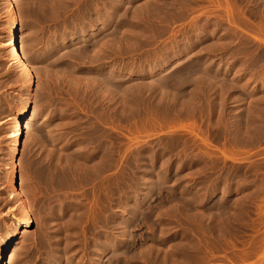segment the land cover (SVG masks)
<instances>
[{"label":"rangeland","instance_id":"obj_1","mask_svg":"<svg viewBox=\"0 0 264 264\" xmlns=\"http://www.w3.org/2000/svg\"><path fill=\"white\" fill-rule=\"evenodd\" d=\"M129 1L131 3L128 2L126 5H123L124 7L120 6L121 8L118 7L119 9H116L117 13L115 12L114 14V19L111 21L112 24H110L109 29L105 31L102 30L101 26V22L105 19V17H107L105 12L103 13L104 15L102 14L98 16L95 22L92 23L91 21L93 18L95 19L96 15L94 12L95 8L93 9V7H95L96 2L99 4L102 2V0H11V2L15 3L16 10L20 12H17L20 16L19 19L21 20V22L19 20V29L22 26V34L28 35L26 37L27 51L25 50V61H27L30 66H32L31 72L33 74L34 81L31 89H28L24 74L21 71L20 66H18L19 63H17V60L14 59V47L8 45L3 49L1 48L5 44L11 43L12 39L11 35L8 33L10 26H8L7 23V7L6 4L2 3L3 0H0V175L3 177H7L6 174L9 175V171L5 166L9 162L12 150L16 149V151H18L17 164L18 167L19 165L20 167L17 168L19 173L17 174V178H15V182L18 184V192H20V194L22 193V199L26 200L28 209L30 211L29 215L33 221L32 226L27 230L22 226L14 225V220L10 217V212L13 211V214L16 215L18 219L23 218V216L20 213L21 209L18 206V203L15 202V199L12 200V203L8 206L4 205L8 199L10 200L8 192L9 186L6 184V178L4 179L0 176V179H4L6 182L4 183L3 180H0V215L2 216L0 217V238L6 240L11 234H14L16 235V240L14 241L16 245L19 244L18 246L20 247L23 242L25 243V245L21 247V250H19L17 253V256H15L12 260V264L96 263L95 261H91L86 254V249L91 243L90 240H92V236L87 235L90 232L87 233V231L83 230L89 224V221L87 220L90 218L89 216L86 217V214H84V217L83 213L85 212H83L82 209V211L79 213H83L81 214L80 220L78 222L82 220L85 221L86 218L85 223L88 224L84 225V222H81V224L77 222V226L76 224L71 223L72 219L67 215H71L72 212L75 211L74 206L71 204L65 209H62L63 211L61 210L57 215H54L55 218L51 220L52 222L50 221L51 223L44 221L45 214L41 212L43 209L40 205V200L37 199V196H40L39 199L42 198L45 191L44 187L41 191V187L44 185V182L42 183V180L36 176L35 169L41 168V165L48 160L50 153L55 150L53 147H51V144L49 145V141L55 138V140L58 142L60 141L61 143L59 142L57 144L56 148L59 150H57V153L54 151V156H57L58 159L62 157L61 161H63V165H68L64 158H68V160L73 161L71 163L75 164L77 163L74 161V159L78 158L79 160L81 159L80 162L83 164L85 163V154H87V157H92V154H95V150H99L100 152L96 151V157L92 158L96 159H94V162L97 161V164L100 162V164L103 166L104 159L100 157H105V155H103L105 153L101 154L102 150L105 152L104 140L107 138H110V141L113 140V142L110 144L114 145L111 147L114 152L116 151V153L113 152V155L116 156L114 159H116L114 160L115 164L113 163L114 165L111 170L112 173L110 172V174H112V180H114L113 182L115 184H113L114 188L112 185V194L114 193L113 199L112 194L110 197L111 200L114 201H111L113 204L112 208L114 207L112 209V213L115 215L114 217H117L119 214H121V209H126L127 212H131L132 209L136 207V205L139 207L138 211H140V215L138 214L137 220L132 224L129 230L130 233L128 232L129 239L126 238V240L128 239L127 241L124 240L125 238H119L121 237L119 236L121 235L120 227L116 226V228H114L113 232L115 233H113V238L115 237L114 240L116 247L112 250V258L115 256L116 257L113 260V264H264V130H262L264 128V121H262L264 120V111H261V107L262 109L264 107V42H259L255 39L258 37L264 40V9H262L264 8V0ZM229 2L233 6H231ZM140 5L144 6L145 8L141 7ZM236 7L238 8L235 9ZM139 8L142 9L143 13ZM228 8L233 11L230 12V9L228 10ZM135 9H137V11ZM125 10L129 11L127 12ZM133 10H135L134 13H132ZM240 12L243 15L242 17L239 16L241 14H238ZM236 13L238 14L236 17L239 16V19L235 17ZM91 14L94 15L92 16ZM129 14L133 16L134 19ZM120 15L123 18H121ZM230 15H232V19ZM136 17L137 19H135ZM98 21H100V23ZM124 23L125 25L127 23L128 24L125 26ZM249 26L251 28H249ZM83 28L88 29L85 35L80 34V32L83 31ZM18 36H21V33L18 34ZM63 39L66 40V42L63 44V47L59 49L57 53L49 55L52 46ZM188 46L189 48H187ZM259 53H261V55H258ZM257 56H262L260 57V61ZM165 61L168 63L164 64L163 66ZM152 62H154V64ZM204 65H206L208 68ZM226 65L228 68H226ZM133 66L137 69H134ZM149 66L151 69H149ZM131 68L134 70H131ZM195 69L197 72H194ZM198 69H200L199 72ZM206 69H209L206 71V73L207 75H211V77L209 75L205 77ZM216 69L217 71H215ZM226 69L228 70L225 71ZM109 70L113 71V74L111 73L113 76L109 75ZM151 70H154V73H152ZM125 71H127L129 74L127 72L126 74ZM198 73L204 74H202V76L200 75L201 79H199L200 77H196L198 76ZM166 75L168 79L166 78ZM203 76L208 82L214 81L215 86L213 87L214 82H209V84L205 81V78L202 80ZM160 77H162V82L160 81ZM116 78H120V81L118 82V79ZM126 78L128 79L126 80ZM130 78L131 80H129ZM180 78L183 83L179 81ZM110 79H113L111 83L114 82V84L117 85L115 86L116 88L114 85L109 83ZM165 79L169 80V82H167ZM190 79L192 82H190ZM215 79H218L220 82H222L220 83L219 81H215ZM223 79L225 81L227 79L225 83L226 85L223 83L225 82ZM154 80L156 81L154 82ZM175 80L176 83L174 82ZM171 81L173 82V85L175 84L177 87L175 86L171 88L170 86H173ZM228 81H231L232 84L230 83L229 85L231 87L227 85L229 84ZM141 82L144 83V86ZM150 82L155 88L158 86V84L161 86L164 84L163 87L160 88L163 91L161 90L159 93L161 94L162 92H165L166 94H164L166 96L168 94V100H171L168 101L164 94L163 95L165 97L162 95L159 96L156 92H158L160 89H158V91L156 90L160 85L155 89L150 85ZM204 82H206V85ZM138 83L140 85H138ZM147 83L149 84L147 85ZM104 84H106V86L108 85V88L111 85L110 88H112V90L114 89L112 94L108 93L113 97V100L111 99L112 97L110 98L107 96V92H111V90L110 88L109 90H105L107 87H104ZM194 84H196V86L198 85V87H196ZM122 86L124 89L127 87V90H123ZM209 86H212V90L211 88L209 89ZM115 89L120 91L121 94L122 91L127 92H124L118 97L115 96L116 94H114L116 92L117 94L119 93L118 91L115 92ZM147 89L149 90L147 91ZM213 89H215V91H213ZM172 90H174V92ZM169 92L171 94L174 93V98L172 95L174 100L169 98L171 96ZM94 94L95 96L93 97ZM190 95L191 97L192 95L195 97H192L191 101L188 99L191 98ZM238 96H243V99L239 98L240 100H238ZM161 97H164L163 101L165 103H163V101L159 103ZM91 98H94V100H91ZM117 98L119 99L116 100ZM125 98L128 100L126 101ZM158 98H160V100ZM178 98L180 100H177ZM97 99H105L106 101L102 102L103 104L100 106L101 102H96ZM27 100L31 102V113L28 117L29 119L27 118V120H32L33 124H31L29 132H27V130H22V133L18 136V138L15 136L11 137L17 129L16 127L19 122L18 118L23 104L25 103L24 101ZM175 100L177 101L175 102ZM179 101L184 103H179ZM114 102H116L117 105ZM181 104L184 106L183 108L181 107ZM115 105L118 108L121 107L119 108L120 111L116 110ZM137 105H139V107ZM188 105L192 110L194 109L192 108L194 106L195 108H201H199V110L197 108L194 109L196 110L195 114L191 109H189L190 107ZM211 105H213L216 110L212 108ZM134 106L136 111L134 110ZM136 106L138 108H136ZM124 107L125 109L127 108L126 111ZM132 107L133 109H131ZM208 107H211V109H208ZM253 107L256 108L255 110H257V112L259 110V115H261V112L263 113V118L262 116H259L261 120H259V117L258 119L255 118L258 116V113L255 112ZM104 108L106 110H103ZM249 108L251 109L249 110ZM252 109L254 112L251 111ZM155 110L156 112H154ZM208 110L210 112H208ZM102 111L104 115L102 114ZM110 111L113 113H110ZM123 111L126 113L125 115L123 114ZM129 111L131 112V115L129 114ZM138 111L139 114L137 113ZM231 111H233V113H231ZM246 113L247 116H245ZM106 114H109L108 117L113 119L108 118ZM120 114L124 116L121 115V117ZM127 114L131 117H129ZM192 114H195V116H192ZM102 115L105 116V118H103ZM111 115L115 117H111ZM145 115L148 116V119L145 118ZM150 115L155 116V119ZM218 115H220L221 120ZM232 115L234 117L236 115L237 117H231ZM100 117L103 120H101ZM161 117L163 119H161ZM164 117H166V120ZM206 118L212 121L210 122L208 119L206 120ZM216 118L217 120H215ZM230 118L232 120H229ZM175 119L178 121H175ZM235 121H240V123L237 122V124ZM95 122H97V125H95ZM108 122L110 127L109 125H106ZM222 122L223 124H221ZM241 122H243V126L241 125ZM104 123L105 125H103ZM112 123L115 126H113ZM154 124H158L156 127L159 125L160 126L155 128ZM190 124L192 125L190 126ZM261 124L263 125L261 126ZM94 125L95 128L97 127V130L94 129ZM215 125L217 127L221 125L220 127L222 129H217ZM229 125L231 127H229ZM244 125L247 127L245 128ZM255 125L256 128L258 127L260 132L258 131L257 133L256 130L258 129H255ZM223 126L228 127V129H224ZM180 127L181 129H179ZM215 127L218 131L216 129L215 130L221 133V137L219 136L220 134H216V131L214 130ZM177 128L179 132L176 130ZM242 128H245V131H243ZM248 128L250 130L252 129L251 133ZM95 130H99L98 136V132ZM38 131L43 135L38 134ZM235 131L237 133L241 131L238 133L239 136L235 134ZM242 131L244 135H241ZM95 132L96 134L94 135ZM230 132L232 133L233 139L237 137L238 140L236 138L234 139L236 140L234 142L232 136H228V134H231ZM261 132L262 135L260 134ZM100 133L102 135H100ZM105 133L108 134L106 135ZM222 133L224 134V137L226 136L225 134L228 133L225 137L226 139L222 137ZM248 134L250 136L252 135L256 139L250 137ZM179 135L180 137H178ZM49 136H52L51 139H48ZM101 136L103 138H100ZM240 137H244V141ZM248 137H250L252 140L254 139L253 142ZM185 138L188 142H185ZM247 138L250 141L247 142ZM36 139L39 140L38 143H40H36L38 144V147L33 143V141ZM46 139H48V141ZM71 139L74 140V142ZM82 140L85 141L82 142ZM88 140L93 142H90L91 146L87 147L89 144ZM94 140H98L97 143H101L97 144L94 142ZM204 140H206V142ZM224 140H226V145H224V142H222ZM245 141L247 143L246 145L244 143ZM86 142H88V144ZM176 142H178V144ZM93 143L97 144H95V148L97 149H94ZM180 143H183L184 145H181ZM228 143L231 145V147L228 145ZM238 143L239 145L242 144L241 146L244 147H239V145L236 147V144ZM248 143H250L251 146H248ZM79 144L80 146L82 144V146L78 147ZM101 144L103 146H100ZM161 145L163 146L161 147ZM227 147L229 148V151ZM80 148H85L86 151L82 153L83 150L81 151ZM149 148L150 150H148ZM202 148L206 150L204 151ZM59 151L60 153L64 152V155L60 154ZM71 151L72 153H70ZM77 151L79 153L81 151L80 154H82V156L80 154L78 155ZM178 151L182 152L179 153ZM200 151L203 152L201 153ZM73 152H75L78 157L77 155L73 154ZM198 152L199 154H197ZM208 152L211 153L212 157ZM153 153L154 156L156 154V157L153 156ZM203 153H207V155L209 154L208 156L211 158H208V156L205 157L206 155ZM65 154L68 155L66 156ZM69 157H71V159ZM72 157H74V159ZM82 158H84V160H82ZM151 161H154V163ZM38 162L41 163L40 166ZM179 163L181 164L179 168H177V164L179 165ZM78 164L79 166L82 165L81 163ZM148 164L150 166H148ZM83 165H86L85 168H89V166L91 168V165L87 166L86 163ZM83 165L82 167H84ZM32 167L35 168L32 169ZM21 180L22 185H20ZM36 180L37 182L35 183ZM38 181H40L41 184ZM1 183L4 185H1ZM37 184H39V186H37ZM31 185H36V189H38L37 192L39 193L40 191L39 194L42 192L41 196L35 191L36 189L33 190L32 195L34 194L36 196L37 193L36 197L33 195V197H35L38 201H36V203L34 200H32L35 198H32L30 195L27 196V192H29V187ZM88 186L91 188L92 185ZM99 186L101 187L103 185ZM160 186L161 188H159ZM146 187H151V190L149 188L147 189ZM39 188L41 189L39 190ZM90 188H87L86 185L84 188H81L83 191L80 190V192L82 191V194L84 193L83 200L85 201L87 200L85 198H87L88 192H90L88 190ZM61 190H59V192ZM65 190H68V192L62 190V193L60 192V194L66 195V193H71L69 188H66ZM147 191H149V193ZM146 194H149L151 198L146 199L148 196ZM84 196L86 197L84 198ZM222 199L224 202H222ZM85 203H87V201ZM124 203L126 205H124ZM71 206L74 208V210ZM131 206L133 208H131ZM225 206L227 207V210H225ZM149 207H151V213L152 211L155 212L154 215H152L153 213H150L151 215L148 213ZM221 208H223V210ZM66 210L70 211L66 213ZM144 213L147 215L149 214L148 216L150 217L144 215ZM160 214L161 216H159ZM141 215L144 216V219ZM156 215L159 216L158 219L160 222L155 220ZM66 219H68L69 222ZM150 220H154L153 223L155 224L158 222L157 225H153ZM63 222L66 224L68 223L67 226L66 224L63 225ZM54 223L60 224L57 226V224ZM79 225H81V227ZM7 227L10 229L8 230ZM78 227L79 229H77ZM80 228H83L82 230L84 233H81L82 231L80 232ZM132 228L135 230H132L133 233L131 231ZM118 231L119 233H117ZM53 235L56 237L61 236L63 238L60 237L61 240L58 238L57 241V238L55 236L53 237ZM205 235L207 237H205ZM51 236L54 239H52ZM56 242H59V244H57L58 246L56 245ZM2 245L3 243L0 241V248ZM151 252L153 254H150ZM10 256L11 253L9 254L8 258L6 257L7 263ZM102 256L103 254L100 255L99 261L102 264H106V257ZM99 261L98 264H101Z\"/></svg>","mask_w":264,"mask_h":264},{"label":"bare ground","instance_id":"obj_2","mask_svg":"<svg viewBox=\"0 0 264 264\" xmlns=\"http://www.w3.org/2000/svg\"><path fill=\"white\" fill-rule=\"evenodd\" d=\"M13 1V0H12ZM228 1V0H227ZM226 1V2H227ZM234 1H236V0H234ZM93 2V1H92ZM98 2V1H97ZM96 2V4H95V7H93V9H94V12H95V19L93 18V20H91L92 21V23L93 22H95V20H96V18H98V16H100V15H102L104 12H105V14H106V16L107 17H105V19L101 22V26H102V30H105V31H107L108 29H109V26H110V24H112L111 23V21L114 19V14H115V12L117 13V11H116V9L118 8V7H122L123 5H126L128 2H130L129 0H102V2H100L99 4ZM233 2V1H232ZM262 2V1H261ZM2 3H4V4H6V7H7V13H8V19H7V23H8V26H10V30L8 31V33L11 35V43H9V44H5L4 46H2L1 48L3 49V48H5V47H7L8 45H11V46H13L14 48H13V54H14V59L15 60H17V63H19V65L18 66H20V68H21V71L23 72V74H24V78H25V81H26V85H27V88L28 89H31V86L33 85V83H34V81H33V74H32V72H31V70H32V66H30L28 63H27V61H25V52L27 51L26 50V37L28 36L27 34L26 35H24V34H22L23 33V31H22V26H21V28L19 29V15H18V13L17 12H19V11H17L16 10V7H15V3L14 2H11V0H3V2ZM67 3V2H66ZM94 3V2H93ZM92 3V4H93ZM131 3V2H130ZM237 3H238V1H237ZM264 3V2H263ZM143 4V3H142ZM149 4V3H148ZM229 4H230V2H229ZM235 4V3H234ZM16 5H18V4H16ZM225 5V4H224ZM231 5V4H230ZM264 5V4H263ZM128 6V5H127ZM138 6V5H137ZM141 6V5H140ZM148 6V5H147ZM220 6V5H219ZM231 6H233V5H231ZM231 6H229V7H231ZM237 6V5H236ZM120 7V8H121ZM124 7V6H123ZM141 7H144V6H141ZM221 7V6H220ZM91 8H92V5H91ZM129 8V7H128ZM145 8V7H144ZM143 8V9H144ZM147 8V7H146ZM234 8V7H233ZM232 8V9H233ZM238 7H236L235 9H237ZM119 9V8H118ZM139 9H141V8H139ZM226 9V8H225ZM230 8H228V10H229ZM262 9H264V8H262ZM92 10V9H91ZM122 10V9H121ZM136 11H137V9H135ZM135 10H133V12L132 13H134L135 12ZM227 10V9H226ZM125 11H129V10H125ZM230 12L231 11H233V10H229ZM93 12V13H94ZM126 12V13H127ZM141 12H142V9H141ZM230 12H229V14H230ZM237 12V11H236ZM238 12H239V9H238ZM242 12V11H241ZM241 12L240 13H238V14H241ZM20 13V12H19ZM129 13H131V12H129ZM131 13V14H132ZM137 13V12H136ZM138 13H140V12H138ZM143 13V12H142ZM128 14V13H127ZM237 13H236V15H235V17L238 15ZM244 14V13H243ZM92 15V14H91ZM94 15V14H93ZM92 15V16H93ZM104 15V14H103ZM118 15V14H117ZM116 15V16H117ZM130 15V14H129ZM136 15V14H135ZM140 15V14H139ZM123 16H124V14H123ZM131 16V15H130ZM231 16V19H232V15H230ZM239 16H243L242 14L241 15H239ZM239 16L238 17H236L237 19H239ZM91 17V16H90ZM90 17H89V19H90ZM120 17L121 18H123L121 15H120ZM131 17H133V16H131ZM138 17H140V16H138ZM234 17V18H235ZM240 17V19L242 20V18ZM103 18H104V16H103ZM116 18V17H115ZM235 18V19H236ZM117 19V18H116ZM115 19V20H116ZM125 19V18H124ZM130 19H132V18H130ZM133 19H134V17H133ZM135 19H137V17L135 18ZM139 19V18H138ZM230 19V18H229ZM236 19V20H237ZM99 20V19H98ZM101 20V19H100ZM118 20V19H117ZM90 21V20H89ZM90 21V22H91ZM136 21V20H135ZM20 22H21V20H20ZM99 23H100V21H98ZM231 22V21H230ZM237 22V21H236ZM264 22V21H263ZM118 23V22H117ZM244 23V22H243ZM23 24V23H22ZM114 24V23H113ZM121 24V23H120ZM128 24V23H127ZM126 24V25H127ZM234 24V23H233ZM95 25H96V23H95ZM124 25H125V23H124ZM125 25V26H126ZM239 25V24H238ZM247 25V24H246ZM115 26V25H114ZM248 26V25H247ZM85 28V27H84ZM83 28V31L82 32H80V34L81 35H85L86 34V32H87V30L88 29H84ZM116 28V27H115ZM249 28H251L250 26H249ZM35 31V30H34ZM113 31H115V30H113ZM260 32H261V30H260ZM21 33V36H18V34H20ZM114 35V34H113ZM257 36V35H256ZM65 39V38H64ZM60 40L59 42H57V43H55L53 46H52V48L50 49V52H49V55H53V54H55V53H57L58 51H59V49H61L62 47H63V44L66 42V40ZM71 39V38H70ZM115 39V38H114ZM114 39H112V40H114ZM120 39V38H119ZM122 39V38H121ZM257 41H262V42H264V40H262L261 38H258V37H256L255 38ZM115 41V40H114ZM117 41V40H116ZM107 42V41H106ZM103 44V43H102ZM118 44V43H117ZM190 44V43H189ZM104 45H105V43H104ZM103 46V45H102ZM106 46V45H105ZM10 47V46H9ZM186 47V46H185ZM187 48H189V46L187 47ZM12 50V49H11ZM26 50V51H25ZM264 51V50H263ZM10 52V51H9ZM86 53V52H85ZM10 54V53H9ZM120 55V54H119ZM178 55V54H177ZM258 55H261V53H259ZM258 57V56H257ZM260 57H262V56H259L258 58H259V61L261 60L260 59ZM168 58V57H167ZM13 59V58H12ZM264 59V58H263ZM29 61V60H28ZM168 61V60H167ZM257 61H258V59H257ZM162 62V61H161ZM153 64H154V62H152ZM158 63V62H157ZM166 63H168V62H164L163 63V66H164V64H166ZM204 64H205V62H204ZM230 65V64H229ZM120 66V65H119ZM152 66V65H151ZM154 66V65H153ZM204 66H206V65H204ZM219 66H220V64H219ZM218 66V67H219ZM227 66V65H226ZM115 67V66H114ZM132 67V66H131ZM134 67V66H133ZM141 67H142V65H141ZM162 67V66H161ZM194 67V66H193ZM200 67H202V66H200ZM207 67V66H206ZM205 67V68H206ZM208 67H209V64H208ZM207 67V68H208ZM221 67V66H220ZM219 67V68H220ZM116 68V67H115ZM204 68V69H205ZM212 68V67H211ZM219 68H217L218 70H220ZM226 68H228V66L226 67ZM114 69V68H113ZM117 69V68H116ZM120 69V68H119ZM133 68H131V70H132ZM134 69H137V68H135L134 67ZM133 69V70H134ZM144 69V68H143ZM149 69H151L150 68V66H149ZM154 69V68H153ZM156 69V68H155ZM203 69V68H202ZM202 69H201V72H202ZM209 69H210V67H209ZM209 69H206L205 70V73H206V71L207 70H209ZM217 69L215 70V71H217ZM129 70H130V68H129ZM139 70H140V67H139ZM142 70V69H141ZM199 70L200 69H198V72H199ZM228 69H226L225 71H227ZM110 71V70H109ZM115 71V70H114ZM120 71V70H119ZM136 71V70H135ZM143 71V70H142ZM144 71H145V69H144ZM150 71V70H149ZM113 71H110V73H109V75H112L113 73H112ZM127 71H125V73H126ZM131 72V71H130ZM141 72V71H140ZM146 72H148V71H146ZM151 72L152 73H154V70H151ZM188 72H190V71H188ZM194 72H197V70L195 69V71ZM204 72V71H203ZM210 72V71H209ZM212 72V71H211ZM262 72H263V70H262ZM105 73V72H104ZM112 73V74H111ZM117 73V72H116ZM120 73V72H119ZM122 73V72H121ZM128 73V72H127ZM126 73V74H127ZM135 73V72H134ZM151 73V74H152ZM162 73V72H161ZM115 74V73H114ZM129 74V73H128ZM132 74V73H131ZM130 74V75H131ZM144 74V73H143ZM149 74H150V72H149ZM192 74V73H191ZM194 74V73H193ZM197 74V73H196ZM195 74V75H196ZM203 74V73H202ZM202 74L201 73H198V76H196V77H200L199 79H201V76H202ZM217 74V73H216ZM106 75V74H105ZM105 75H103V76H105ZM129 75V76H130ZM136 75H138V74H136ZM135 75V76H136ZM148 75V74H147ZM174 75V74H173ZM195 75H193V76H195ZM201 75V76H200ZM204 75V74H203ZM209 75V74H208ZM207 75V73H206V76L205 77H207L208 76ZM113 76V75H112ZM111 76V77H112ZM119 76V75H118ZM169 76V75H168ZM184 76V75H183ZM182 76V77H183ZM210 77H211V75H209ZM213 76V75H212ZM111 77H109V78H111ZM117 77V76H116ZM121 77V76H120ZM124 77V76H123ZM144 77V76H143ZM164 77V76H163ZM177 77V76H176ZM181 77V76H180ZM204 76L202 77V80L205 78ZM214 77V76H213ZM104 78H106V77H104ZM166 78H167V75H166ZM183 78H185V77H183ZM188 78V77H187ZM190 78H191V76H190ZM116 79H118V78H116ZM120 79V78H119ZM118 79V82L120 81ZM123 79V78H122ZM122 79H121V81H122ZM128 78H126V80H127ZM162 77H160V81L162 82ZM168 79V78H167ZM175 79V78H174ZM173 79V80H174ZM186 79V78H185ZM194 79V78H193ZM195 79H197V78H195ZM210 79H212V78H210ZM103 80V79H102ZM102 80H100V81H102ZM115 80V79H114ZM126 80H124V81H126ZM129 80H131V78L129 79ZM166 80V79H165ZM209 80V79H208ZM224 80V79H223ZM229 80V79H228ZM104 81V80H103ZM107 81V80H106ZM113 81V79L111 80L110 79V81H109V83L111 84V85H114V87L115 86H117V85H115L114 84V82L113 83H111ZM156 80H154V82H155ZM159 81V80H158ZM167 82H169V80H166ZM179 81H181V78H180V80ZM205 81L206 82H208L207 80H206V78H205ZM215 81H219L220 82V80H216L215 79ZM225 81V80H224ZM226 81H227V79H226ZM226 81L225 82H223L224 84L226 83ZM108 82V81H107ZM107 82H103V83H107ZM116 82V81H115ZM118 82H117V84H118ZM153 82V81H152ZM172 82V81H171ZM175 83H176V80L174 81ZM188 82H189V80H188ZM190 82H192L191 81V79H190ZM206 82H204V84L206 85ZM210 82V81H209ZM208 82V83H209ZM212 83L214 82V81H211ZM210 82V83H211ZM222 82V81H221ZM220 82V83H221ZM229 82V84H227L228 86L230 85V83H231V81H228ZM227 82V83H228ZM233 82V81H232ZM102 83V84H103ZM109 83H108V85H109ZM122 83H124V82H122ZM142 83V82H141ZM157 83V82H156ZM181 83H183V81H181ZM209 83V84H210ZM233 83H235V82H233ZM121 84V83H120ZM149 83H147V85H148ZM163 84V83H162ZM171 84V83H170ZM169 84V85H170ZM192 84V83H191ZM197 84V83H196ZM196 84H194L195 86H196ZM214 85H213V87L215 86V82L213 83ZM232 84V83H231ZM105 85V86H104ZM103 86L104 87H107V88H105V90H109V88L111 87V85H110V87L108 88V85L106 86V84H104ZM119 85V84H118ZM122 85V84H121ZM135 85V84H134ZM138 85H140L139 83H138ZM142 85L144 86V83H142ZM141 85V86H142ZM150 85L152 86V83L150 82ZM149 85V86H150ZM154 85V84H153ZM160 84H158V86H159ZM164 85V84H163ZM163 85L160 87L159 86V88H157V90L156 91H158V89H160V88H162L163 87ZM166 85H167V83H166ZM172 85H173V82H172ZM183 85V84H182ZM226 85V84H225ZM150 86V87H151ZM177 87V85H173V86H170L171 88L172 87ZM191 86H193V85H191ZM208 86V85H207ZM218 86V85H217ZM113 87V86H112ZM113 87V88H114ZM129 87H132V86H129ZM128 87V88H129ZM153 87V86H152ZM186 87H187V85H186ZM194 87V86H193ZM196 87H198V85L196 86ZM212 87V86H211ZM210 86H209V89L211 88ZM229 87H231V86H229ZM116 88V87H115ZM122 88H123V86H122ZM127 87H125V89H126ZM145 88V87H144ZM147 88V87H146ZM153 88H155V87H153ZM152 88V89H153ZM155 88V89H156ZM117 89H118V87H117ZM117 89H115V92L116 91H118ZM124 88H123V90H125ZM154 89V90H155ZM163 89H165V88H163ZM97 90V89H96ZM110 90H111V92H107V94L109 93H111L112 94V92H114V89L112 90V88H110ZM120 90H121V86H120ZM127 90V89H126ZM134 90V89H133ZM137 90V89H136ZM149 89H147V91H148ZM151 90V89H150ZM154 90H153V93H154ZM162 89H160L158 92H156L159 96L160 95H162V96H164L165 94L162 92L161 94L159 93L160 91H161ZM168 90H169V88H168ZM168 90H167V92H168ZM171 90V89H170ZM198 90V89H197ZM211 90H212V88H211ZM146 91V92H147ZM163 91V90H162ZM165 91V90H164ZM173 92H174V90H172ZM209 91V90H208ZM213 91H215V89H213ZM82 92V91H81ZM97 92V91H96ZM95 92V93H96ZM103 92H105V91H103ZM119 93L117 94V92L116 93H114V94H116L115 96H120V95H122L124 92L126 93L127 91H122V94L120 93V91H118ZM130 92H132V91H130ZM151 92V91H150ZM149 92V93H150ZM172 92V93H173ZM178 92V91H177ZM179 92H180V90H179ZM212 92V91H211ZM106 93V92H105ZM129 93V92H128ZM143 93V92H142ZM152 93V94H153ZM155 93V94H156ZM216 93V92H215ZM214 93V94H215ZM107 95L108 97H112V96H110V95ZM146 94V93H145ZM154 94V95H155ZM164 94V95H163ZM169 94H171L170 92H169ZM179 94V93H178ZM177 94V95H178ZM189 94V93H188ZM213 94V93H212ZM106 95V94H105ZM141 95V94H140ZM149 95V94H148ZM154 95H152V96H154ZM157 95V96H158ZM172 95H173V98L175 97V95H174V93L173 94H171V96L169 97V98H172ZM211 95V94H210ZM228 95V94H227ZM95 96V94L93 95V97ZM98 96V95H97ZM114 96V95H113ZM114 96V97H115ZM125 96H126V94H125ZM124 96V97H125ZM136 96H138V95H136ZM166 96V95H165ZM164 96V97H165ZM180 96V95H179ZM99 97V96H98ZM103 97V96H102ZM156 97V96H155ZM163 97V98H164ZM168 97V94H167V96L165 97V98H167ZM184 97V96H183ZM190 97H191V95H190ZM192 97H193V95H192ZM192 97L191 98H188L190 101H191V99H192ZM213 97V96H212ZM243 97V96H242ZM242 97H240V96H238V100H240V99H243ZM83 98V97H82ZM96 98V97H95ZM109 98V99H110ZM121 98H123V97H121ZM128 98V97H127ZM163 98L161 97V100H160V98H158L159 100H157V101H159V103L160 102H162L163 101ZM172 98V99H173ZM180 98V97H179ZM177 99V100H180V99ZM193 98H195V97H193ZM240 98V99H239ZM103 99V98H102ZM107 99V98H106ZM112 100H113V97L111 98ZM119 98H117L116 100H118ZM131 99V98H130ZM140 99V98H139ZM176 99V98H175ZM213 99V98H212ZM91 100H94V98L92 99L91 98ZM125 100H126V98H125ZM128 100V99H127ZM126 100V101H127ZM135 100H137V99H135ZM165 100V99H164ZM167 100H168V98H167ZM166 100V101H167ZM171 100V99H170ZM170 100H168V101H170ZM174 100V99H173ZM177 100H175V102L177 101ZM193 100H195V99H193ZM235 100V99H234ZM264 100V99H263ZM88 101V100H87ZM98 101H100L101 103H100V106H101V104H103L102 102H104V101H106L105 99L104 100H98L97 99V101L96 102H98ZM115 101V100H114ZM126 101H124V102H126ZM131 101H133V100H131ZM142 101V100H141ZM181 101H182V99H181ZM181 101H179V103L181 102ZM188 101V100H187ZM242 101H245V100H242ZM25 103L23 104V107H22V109H21V112H20V114H19V118H18V125H17V129L15 130V132H14V134H12V136L11 137H13V136H15L16 138H18V136L22 133L21 131L22 130H27V132H29V129H30V126H31V124H33L32 123V120L31 121H29V120H27V118L29 117V115H30V113H31V102L30 101H24ZM96 102H95V104H96ZM110 102V101H109ZM109 102H108V104H109ZM117 102V101H116ZM116 102H114L115 104H116ZM130 102V101H129ZM145 102V101H144ZM172 102V101H171ZM88 103V102H87ZM92 103V102H91ZM126 103H128V102H126ZM143 103V102H142ZM163 103H165L164 101H163ZM167 103V102H166ZM182 104L184 103V102H181ZM192 103V102H191ZM195 103V102H194ZM93 104V103H92ZM94 104V105H95ZM146 104V103H145ZM181 104V105H182ZM186 104V103H185ZM188 104V103H187ZM106 105H107V103H106ZM105 105V106H106ZM117 105V104H116ZM115 105V106H116ZM124 105H128V104H124ZM124 105H122V106H124ZM93 106V105H92ZM99 106V107H100ZM103 106V105H102ZM104 106V107H105ZM109 106V105H108ZM112 106V105H111ZM114 106V107H115ZM121 106V105H120ZM138 107H139V105H137ZM136 106V108H138ZM186 106V105H185ZM189 106V105H188ZM212 106V108H214L213 107V105H211ZM215 106V105H214ZM97 107H98V105H97ZM96 107V108H97ZM126 107H128V106H126ZM175 107V106H174ZM182 108L184 107L183 105L181 106ZM180 107V108H181ZM190 107V106H189ZM189 107H187V108H189ZM223 107V106H222ZM103 108V107H102ZM118 107L116 106V110H119V108H121V107H119L118 109H117ZM149 108V107H148ZM152 108V107H151ZM161 108V107H160ZM181 108V109H182ZM192 108H194V109H196L195 108V106L194 107H192ZM199 108H201V107H199ZM199 108H197L198 110H199ZM254 108V107H253ZM95 109V108H94ZM98 109V108H97ZM110 109H111V107H110ZM124 109H125V107H124ZM127 109V108H126ZM126 109H125V111H126ZM130 109V108H129ZM131 109H133V107L131 108ZM140 109V108H139ZM142 109H144V108H142ZM141 109V110H142ZM150 109V108H149ZM153 109V108H152ZM151 109V110H152ZM181 109H180V111H181ZM189 109H191V107L189 108ZM192 110V112H194L195 114H196V110ZM208 109H211V107L209 108L208 107ZM215 109V108H214ZM213 109V110H214ZM251 108H249V110H250ZM256 108H254V110H255ZM93 110V109H92ZM99 110V109H98ZM103 110H106L105 108L103 109ZM108 110H109V107H108ZM134 110H135V106H134ZM138 110V109H137ZM177 110V109H176ZM216 110V109H215ZM222 110V109H221ZM115 111V110H114ZM120 111V110H119ZM131 111V110H130ZM129 111V112H130ZM133 111V110H132ZM136 111V110H135ZM134 111V112H135ZM150 111V110H149ZM161 111V110H160ZM169 111V110H168ZM175 111V110H174ZM186 111V110H185ZM188 111V110H187ZM251 111H253V109L251 110ZM261 111H264V107H263V109H262V107H261ZM101 112V111H100ZM104 112H106V111H104ZM128 112V111H127ZM141 112V111H140ZM152 112V111H151ZM154 112H156V110L154 111ZM153 112V113H154ZM177 112V111H176ZM182 112V111H181ZM208 112H210L209 110H208ZM224 112V111H223ZM236 112V111H235ZM238 112V111H237ZM240 112V111H239ZM254 112V111H253ZM255 112H257V110H255ZM258 112H259V110H258ZM257 112V113H258ZM78 113V112H77ZM95 113V112H94ZM93 113V114H94ZM96 113H97V111H96ZM106 113H108V112H106ZM110 113H113L112 111H110ZM115 113V112H114ZM117 113V112H116ZM119 113H121V112H119ZM133 113V112H132ZM138 114H139V111L137 112ZM148 113V112H147ZM179 113V112H178ZM183 113H184V110H183ZM189 113V112H188ZM211 113H212V111H211ZM228 113V112H227ZM231 113H233V111H231ZM230 113V114H231ZM245 113V112H244ZM252 113V112H251ZM260 113V112H259ZM259 113H258V116L257 117H255V118H257L258 119V117L260 116H262V112H261V115H259ZM98 114V113H97ZM96 114V115H97ZM102 114L104 115V113H103V111H102ZM123 114L125 115L126 113H124V111H123ZM130 115H131V112L129 113ZM136 114V113H135ZM191 114V113H190ZM195 114H192V116L194 115L195 116ZM213 114V113H212ZM215 114V113H214ZM235 114V113H234ZM237 114V113H236ZM253 114H255V113H253ZM100 115V114H99ZM102 115V116H103ZM107 115V117L109 116V114H106ZM116 115V114H115ZM122 114H120V116H121ZM124 115H122V116H124ZM128 115V114H127ZM132 115H134V114H132ZM137 115V114H136ZM146 115H148V114H146ZM145 115V116H146ZM151 115H152V113H151ZM150 115V116H151ZM154 115H155V113H154ZM161 115V114H160ZM164 115V114H163ZM176 115V114H175ZM189 115V114H188ZM211 115V114H210ZM238 115H239V113H238ZM241 115V114H240ZM244 115V114H243ZM92 116V115H91ZM95 116V115H94ZM118 116V115H117ZM116 116V117H117ZM121 116V117H122ZM129 116V115H128ZM138 116V115H137ZM168 116V115H167ZM178 116V115H177ZM180 116V115H179ZM222 116V115H221ZM225 116V115H224ZM223 116V117H224ZM245 116H247V113L245 114ZM250 116V115H249ZM263 116H264V114H263ZM263 116H262V118H263ZM111 117H115V116H113V115H111ZM119 117V116H118ZM129 117H131V116H129ZM128 117V118H129ZM135 117V116H134ZM148 116H146L145 118L146 119H148L147 118ZM151 117H154V119H155V116H151ZM151 117H149V118H151ZM156 117H157V115H156ZM191 117V116H190ZM214 117V116H213ZM218 117L220 118V115H218ZM228 117V116H227ZM227 117H225L226 119H228ZM231 117H234L233 115L231 116ZM235 117H237L236 115H235ZM234 117V118H235ZM252 117V116H251ZM250 117V118H251ZM259 117V118H260ZM101 118V117H100ZM103 118H105V116H103ZM108 118H110V117H108ZM120 118V117H119ZM127 118V117H126ZM158 118V117H157ZM160 118V117H159ZM166 117H164V119H165ZM208 118H209V116H208ZM208 118H206V120L208 119ZM244 118V117H243ZM242 118V119H243ZM246 118H248V117H246ZM245 118V119H246ZM29 119V118H28ZM110 119H113V118H110ZM115 119V118H114ZM117 119V118H116ZM124 119V118H123ZM122 119V120H123ZM142 119V118H141ZM144 119V118H143ZM145 119V120H146ZM161 119H163L162 117H161ZM180 119V118H179ZM238 119V118H237ZM240 119H241V117H240ZM239 119V120H240ZM253 119V118H252ZM264 119V118H263ZM96 120V119H95ZM101 120H103L102 118H101ZM106 120V119H105ZM109 120V119H108ZM107 120V121H108ZM118 120V119H117ZM120 120V119H119ZM127 120V119H126ZM125 120V121H126ZM152 120V119H151ZM166 120V119H165ZM171 120V119H170ZM173 120V119H172ZM209 120V119H208ZM215 120H217V118L215 119ZM220 120H221V118H220ZM225 120V119H224ZM229 120H232L231 118L229 119ZM228 120V121H229ZM248 120V119H247ZM247 120H245V121H247ZM251 120V119H250ZM249 120V121H250ZM259 120H261V118L259 119ZM94 121V120H93ZM109 121H111V120H109ZM113 121H115V120H113ZM147 121V120H146ZM154 121V120H153ZM157 121H158V119H157ZM161 121V120H160ZM169 121V120H168ZM175 121H178V120H176L175 119ZM174 121V122H175ZM210 122L212 121V120H209ZM214 121V120H213ZM223 121V120H222ZM227 121V120H226ZM234 121V120H233ZM242 121V120H241ZM253 121V120H252ZM251 121V122H252ZM262 121H264V120H262ZM261 121V122H262ZM102 122V121H101ZM104 122V121H103ZM148 122V121H147ZM162 122V121H161ZM171 122V121H170ZM170 122H168V123H170ZM173 122V123H174ZM207 122V121H206ZM225 122V121H224ZM238 122V121H237ZM236 121H235V123H237ZM254 122H255V119H254ZM258 122V121H257ZM23 123H24V126H23ZM76 123V122H75ZM82 123V122H81ZM93 123V122H92ZM96 124L95 125H97V122H95ZM100 123V122H99ZM116 123V122H115ZM155 123H157V122H155ZM165 123V122H164ZM163 123V124H164ZM220 123V122H219ZM228 123V122H227ZM238 123H240V121L238 122ZM237 123V124H238ZM246 123V122H245ZM249 123V122H248ZM2 124V123H1ZM133 124V123H132ZM152 124V123H151ZM159 124V123H158ZM158 124H154L155 126V128H158V127H156ZM176 124V123H175ZM180 124V123H179ZM193 124H194V122H193ZM196 124V123H195ZM210 124V123H209ZM215 124V123H214ZM221 124H223V122L221 123ZM231 124V123H230ZM234 124V123H233ZM243 124V122H241V125ZM247 124V123H246ZM255 124V123H254ZM256 124H258V123H256ZM260 124V123H259ZM264 124V123H263ZM263 124H261V126L263 125ZM92 125V124H91ZM95 125H94V129H96L97 130V127L95 128ZM103 125H105V123L103 124ZM106 125H109V122H108V124H106ZM112 125H113V123H112ZM184 125V124H183ZM192 124H190V126H191ZM207 125V124H206ZM225 125V124H224ZM249 125V124H248ZM252 125V124H251ZM250 125V126H251ZM113 126H115V125H113ZM173 126V125H172ZM177 126V125H176ZM184 126H186V125H184ZM193 126H196V125H193ZM192 126V128L194 129V127ZM212 126H213V124H212ZM216 126V125H215ZM221 125H219V127H217V129L218 128H221L220 127ZM226 126H228V125H226ZM240 126V125H239ZM243 126V125H242ZM258 126V125H257ZM108 127V126H107ZM109 127H110V125H109ZM153 127V128H154ZM174 127V126H173ZM178 127H179V125H178ZM216 127L214 128V130L216 129ZM224 127V126H223ZM229 127H231L230 125H229ZM241 127V126H240ZM244 127L246 128L247 126L246 125H244ZM249 127V126H248ZM90 128V127H89ZM121 128V127H120ZM154 128V129H155ZM164 128V127H163ZM184 128V127H183ZM183 128H182V130H183ZM186 128V127H185ZM191 128V127H190ZM210 128V127H209ZM213 128V127H212ZM228 129V127H224V129ZM237 128H238V126H237ZM236 128V129H237ZM245 128L243 129L242 128V130L243 131H245ZM251 128V127H250ZM259 128H261V127H259ZM99 129V128H98ZM111 129V128H110ZM179 129H181V127L179 128ZM216 129V130H217ZM222 129V128H221ZM230 129V128H229ZM232 129V128H231ZM255 129H258V127L256 128V125H255ZM43 130V129H42ZM76 130H77V128H76ZM95 130V131H96ZM100 130V129H99ZM98 130V131H99ZM104 130V129H103ZM102 130V131H103ZM109 130V129H108ZM115 130V129H114ZM156 130V129H155ZM176 130H178V128L176 129ZM185 130V129H184ZM215 130V131H216ZM234 130V129H233ZM240 130H241V128H240ZM248 130H250L249 128H248ZM252 130V129H251ZM250 130V133L252 132ZM261 130V129H260ZM262 130H264V128L262 129ZM80 131V130H79ZM98 131H96V132H98ZM117 131V130H116ZM192 131V130H191ZM194 131V130H193ZM218 131V130H217ZM216 131V134H220L219 136L221 137V133H219V132H217ZM222 131V130H221ZM220 131V132H221ZM243 131H242V133H241V135H244L243 134ZM257 131V133H258V131H259V129L258 130H256ZM70 132V131H69ZM89 132V131H88ZM96 132L94 133V135L96 134ZM105 132V131H104ZM103 132V133H104ZM107 132V131H106ZM178 132H179V130H178ZM223 132V131H222ZM236 132V131H235ZM234 132V133H235ZM239 132H241V131H239ZM238 132V133H239ZM260 132V131H259ZM74 133V132H73ZM110 133V132H109ZM111 133H113V132H111ZM181 133V132H180ZM231 133V132H230ZM238 133L236 132L235 134L236 135H238ZM245 133V132H244ZM249 133V132H248ZM256 133V134H257ZM26 134V133H25ZM38 134H41L39 131H38ZM37 134V135H38ZM81 134V133H80ZM106 134V133H105ZM108 134V133H107ZM106 134V135H107ZM228 134V133H227ZM227 134H225L226 136H227ZM261 135H262V132L260 133ZM24 135V134H23ZM41 135H43V134H41ZM74 135H75V133H74ZM79 135V134H78ZM88 135V134H87ZM94 135H92L93 137H95ZM99 135V132H98V134H97V136ZM100 135H102L101 133H100ZM190 135H191V133H190ZM224 134L222 133V137H224L223 136ZM230 135V137L232 136V133L231 134H228V136ZM240 135V136H241ZM249 135V134H248ZM259 135V134H258ZM263 135H264V133H263ZM71 136H72V134H71ZM77 136V135H76ZM97 136H96V138H97ZM109 136V135H108ZM107 136V137H108ZM171 136V135H170ZM169 136V137H170ZM196 136V135H195ZM216 136V135H215ZM225 136V137H226ZM239 136V135H238ZM246 136V135H245ZM250 136V135H249ZM40 137V136H39ZM52 137V136H51ZM51 137L49 136V138L48 139H51ZM78 137V136H77ZM88 137H89V135H88ZM92 137V138H93ZM111 137V136H110ZM114 137V136H113ZM135 137V136H134ZM133 137V138H134ZM173 137V136H172ZM178 137H180V135L178 136ZM182 137H183V135H182ZM197 137V136H196ZM204 137V136H203ZM209 137V136H208ZM224 137V138H225ZM236 137V136H235ZM250 137H253L252 135L250 136ZM250 137H248V138H250ZM258 137V136H257ZM42 138V137H41ZM55 138V137H54ZM71 138V137H70ZM70 138H68V139H70ZM73 138V137H72ZM74 138H75V136H74ZM85 138V137H84ZM100 138H103L102 136L100 137ZM106 138V137H105ZM171 138V137H170ZM237 138V137H236ZM236 138H234V139H236ZM241 138V137H240ZM239 138V139H240ZM244 137H242L241 139H243ZM247 138V139H248ZM254 138V137H253ZM48 139H46L47 141H48ZM53 139V138H52ZM56 139V138H55ZM55 139H53V140H50L49 142V145L51 144V147H53L55 150L54 151H56V153H57V150H59L58 148H56V146H57V144L60 142H58L57 140H55ZM67 139V138H66ZM80 139H82V138H80ZM90 139H91V137H90ZM107 139H108V141H107ZM106 140H104L103 142L105 143V152H103V150H102V152H101V154L102 153H105V154H103V155H105V157H103L102 155H100V156H102V157H100V158H103L104 160H103V166L100 164V162H99V164H97V161L96 162H94V159L95 158H92V157H96L95 155H96V151H99V150H95V154L93 155L92 154V157H87V154H85L86 155V158H85V163L87 164V166L88 165H91V168H90V166H89V168H85V166L83 165V164H85V163H83L82 164V162H80L81 161V159L79 160L78 158L77 159H74V157H72L73 159H74V161H76V163L78 164V163H81L84 167H82V165H80L79 166V164L77 165V164H75V163H71V162H73V161H71V160H68V158L67 159H65L64 158V160H66V162L68 163V165H63L62 164V162L63 161H61V155H60V159H58L57 158V156L55 157L54 155H55V152L53 151L52 153H50V156H49V158H48V160L47 161H45V163H43L41 166V168H37V169H35L36 170V176L40 179V180H42V183L44 182V185H42V189L41 188H39V190L41 189V191L43 190V187H44V194H43V196H42V192H41V194H39L40 193V191H39V193L37 192V190L38 189H36V185H31L29 188H30V190H29V192H27L28 193V195L27 196H32V198H35L36 196H37V193L39 194V195H41L42 196V198H40L39 199V197L40 196H37L38 198V200H40L39 202H40V205H41V207H42V209H43V211H41L42 213H44L45 214V220L44 221H46L47 223L48 222H50L52 219H54L55 217H54V215H57L62 209H65L67 206H69L70 204L72 205V206H74V208H75V211L74 212H72V214L71 215H69V214H67L72 220V224L74 223V224H76V226L78 225L77 224V222L80 220V216H81V214L83 213V212H85V213H83V215L84 214H86V217L87 216H89V220H87V221H89V224L88 223H85V221H86V218H85V221H80V222H78V223H80L81 224V222L83 223L84 222V225H86V224H88L87 226H86V228H80V232L81 233H84L83 232V230H85V231H87V233H89V234H87V235H91L92 236V240H90L91 241V243H90V245H89V247L86 249L87 251H86V254H87V256H88V258L91 260V261H95L96 263L95 264H98V261L100 260V255L101 254H103V256L102 257H106V264H113V260H114V258L116 257L115 255V257H113L112 258V250H113V248H115L116 246H115V240H114V238H113V233H115V232H113L114 231V228H116V226H118V227H120V234L121 235H119V236H121V237H119V236H117V237H119L120 239L121 238H125L124 240H126V238H128V232H129V230H130V228H131V226H132V224L133 223H135V221L137 220V216H138V214H139V212L140 211H138V206L136 205V207L135 208H133L132 206H131V208H133L132 209V211L131 212H127V210L126 209H124V210H120V212H121V214H119L117 217H114L115 215L112 213V209L114 208H112V206H113V204H112V202H114L113 200H111V194H112V189L114 188V180H112V174H110V172H111V170H112V167H113V165L115 164V162H114V160L116 159H114V157H116V156H114L113 155V152H114V150L112 149V147L111 146H114L113 144L111 145L110 143H112L113 142V140L112 141H110L111 139L110 138H107ZM110 139V140H109ZM112 139H114V138H112ZM137 139V138H136ZM172 139V138H171ZM175 139V138H174ZM180 139V138H179ZM182 139V138H181ZM204 139V138H203ZM220 139H223V138H220ZM226 139V138H225ZM230 139V138H229ZM232 139H233V136H232ZM233 139V141L235 142L236 140H234ZM254 139H256V138H254ZM253 139V140H254ZM15 140V139H14ZM72 140V139H71ZM75 140H76V138H75ZM86 140H87V138H86ZM170 140V139H169ZM177 140H178V138H177ZM237 140H238V138H237ZM246 140V139H245ZM250 140H252L251 138H250ZM249 139L248 140H246L247 142L248 141H250ZM253 140H252V142H253ZM16 141V140H15ZM14 141V142H15ZM38 141L39 140H34L33 141V143L35 144V145H37V147H38V144H40V143H38ZM73 142H74V140H72ZM85 141V140H84ZM83 140H82V142H84ZM89 141V144H88V142H86L88 145H87V147L88 146H91V143L93 142H91L90 140H88ZM98 141V140H97ZM97 141H95L94 140V142H96L97 143ZM102 141V140H101ZM110 141V142H109ZM115 141V140H114ZM176 141V140H175ZM181 141V140H180ZM184 141V140H183ZM187 140H186V138H185V142H186ZM205 142H206V140H204ZM225 141L226 140H224V141H222V142H224L223 144L224 145H226L225 144ZM230 141V140H229ZM239 141H241V140H239ZM238 141V142H239ZM243 141H244V139H243ZM246 141L244 142L245 143V145L247 144L246 143ZM77 142V141H76ZM91 142V143H90ZM174 142V141H173ZM173 142H172V145H173ZM188 142V141H187ZM202 142H203V140H202ZM221 142V143H222ZM233 142V143H234ZM36 143H38V144H36ZM47 143V142H46ZM61 143V142H60ZM68 143H69V141H68ZM72 143V142H71ZM80 143V142H79ZM95 143V144H96ZM99 143H101V142H98L97 144H99ZM104 143H102V144H104ZM115 143V142H114ZM135 143V142H134ZM136 143H137V141H136ZM177 144H178V142H176ZM237 143V142H236ZM251 143V142H250ZM250 143H248V146H251L250 145ZM66 144H67V140H66ZM66 144H65V146H66ZM70 144V143H69ZM77 144V143H76ZM82 144H84V143H82ZM82 144H81V146H82ZM94 144V143H93ZM95 144H94V149H97V148H95ZM96 144V145H97ZM100 145V146H103V145ZM163 144V143H162ZM165 144V143H164ZM181 144V143H180ZM186 144V143H185ZM188 144V143H187ZM42 145V144H41ZM86 145V144H85ZM181 145H184L183 143L181 144ZM203 145H204V142H203ZM208 145H210V144H208ZM228 145H230L229 143H228ZM227 145V146H228ZM239 145V143L238 144H236V147ZM242 145V144H241ZM241 145H239V147L241 146ZM15 146V145H14ZM60 146V145H59ZM70 146V145H69ZM80 146V144L78 145V147ZM80 146V147H81ZM157 146V145H156ZM163 145H161V147H162ZM171 146V145H170ZM180 146V145H179ZM186 146V145H185ZM62 147V146H61ZM99 147V146H98ZM138 147V146H137ZM150 147V146H149ZM172 147V146H171ZM176 147V146H175ZM175 147H174V149H175ZM177 147H178V145H177ZM176 147V148H177ZM183 147V146H182ZM187 147H188V145H187ZM209 147V146H208ZM230 147H231V145H230ZM233 147V146H232ZM241 147H244V146H241ZM52 148V149H53ZM68 148V147H67ZM85 148H86V146H85ZM85 148H80L81 149V151H82V153L84 152V151H86V149ZM102 148V147H101ZM103 148V149H104ZM166 148H167V146H166ZM173 148V147H172ZM179 148V147H178ZM205 148H206V143H205ZM228 148V147H227ZM234 148V147H233ZM246 148V147H245ZM248 148V147H247ZM85 149V150H84ZM93 149V148H92ZM93 149V150H94ZM99 149V148H98ZM116 149V148H115ZM146 149V148H145ZM153 149V148H152ZM155 149H157V148H155ZM184 149V148H183ZM186 149V148H185ZM188 149V148H187ZM209 149V148H208ZM240 149V148H239ZM243 149V148H242ZM18 150V149H17ZM93 150H92V152H93ZM148 150H150V148L148 149ZM159 150V149H158ZM199 150V149H198ZM202 150H204L203 148H202ZM206 150V149H205ZM204 150V151H205ZM224 150V149H223ZM75 151V150H74ZM81 151H80V153H81ZM89 151V150H88ZM87 151V152H88ZM127 151V150H126ZM139 151V150H138ZM168 151V150H167ZM225 151V150H224ZM228 151H229V148H228ZM227 151V152H228ZM18 151H16V149H13L12 150V152H11V156H10V159H9V162H8V164L5 166L6 167V169L9 171V175L8 174H6V176L7 177H3V176H1V177H3L5 180H7V183L4 181V179H0V180H3L4 181V183H6V184H8V186H9V190H8V192H9V197H10V200L8 199V201L7 202H5V204L4 205H9V204H11L12 203V200H16L15 202L16 203H18V206L20 207V213L22 214V216H23V218H21V219H18L17 217H16V215H14L13 214V211H11L10 212V217L14 220V225L16 226H22L24 229H29V227H31L32 226V224H33V221H32V219H31V217H30V215H29V213H30V211H29V209H28V206H27V203H26V200H23L22 199V193L20 194V192H18V184H17V182H15L16 180H15V178H17V174L19 173L18 172V169L17 168H19L20 167V165H19V167H18V164H17V153ZM78 152V151H77ZM100 152V151H99ZM137 152V151H136ZM144 152V151H143ZM157 152V151H156ZM170 152V151H169ZM179 153H181L180 151H178ZM201 152V151H200ZM203 152V151H202ZM201 152V153H202ZM59 153H60V151H59ZM64 153V152H63ZM63 153H60V154H62V155H64ZM70 153H72V151L70 152ZM69 153V154H70ZM79 152L77 153L78 155L80 154ZM89 153V152H88ZM90 153H91V150H90ZM94 153V152H93ZM114 153H116V151L114 152ZM151 153V152H150ZM155 153V152H154ZM154 153H153V156H154ZM162 153V152H161ZM209 153V152H208ZM226 153V152H225ZM23 154V153H22ZM73 154H75V155H77L75 152H73ZM83 154V155H84ZM144 154V153H143ZM176 154H178V153H176ZM195 154V153H194ZM197 154H199V152L197 153ZM197 154H196V156H197ZM204 154V153H203ZM210 154V156H211V153H209ZM208 154V155H209ZM221 154V153H220ZM230 154V153H229ZM66 155V154H65ZM68 155V154H67ZM66 155V156H67ZM75 155H73V156H75ZM78 155H77V157H78ZM81 156H82V154H80ZM84 155V156H85ZM89 155H91V154H89ZM115 155H118V154H115ZM138 155V154H137ZM163 155V154H162ZM175 155V154H174ZM193 155V154H192ZM191 155V156H192ZM204 155H206L205 157H207L208 155H207V153L206 154H204ZM70 156H72V155H70ZM80 156V157H81ZM136 156V155H135ZM141 156V155H140ZM147 156V155H146ZM160 156V155H159ZM165 156V155H164ZM180 156V155H179ZM190 156V155H189ZM210 156H208V158H211ZM221 156H222V154H221ZM58 157H59V155H58ZM64 157V156H63ZM98 157V156H97ZM120 157V156H119ZM143 157V156H142ZM148 157V156H147ZM147 157H145V158H147ZM154 157H156V154H155V156ZM201 157H202V155H201ZM226 157V156H225ZM43 158V159H44ZM70 159H71V157H69ZM76 158V157H75ZM84 158H82V160H84ZM118 158V157H117ZM122 158V157H121ZM144 158V157H143ZM149 158V157H148ZM150 158H152V157H150ZM187 158V157H186ZM199 158V157H198ZM207 158V159H208ZM230 158V157H229ZM72 159V160H73ZM98 159V158H97ZM136 159V158H135ZM138 159V158H137ZM140 159H141V157H140ZM155 159V158H154ZM163 159V158H162ZM169 159V158H168ZM225 159V158H224ZM231 159H232V157H231ZM68 160V161H67ZM96 160V159H95ZM151 160V159H150ZM153 160V159H152ZM170 160V159H169ZM174 160V159H173ZM203 160V159H202ZM211 160V159H210ZM240 160V159H239ZM37 161V160H36ZM101 161V160H100ZM121 161V160H120ZM138 161V160H137ZM141 161V160H140ZM139 161V162H140ZM147 161V160H146ZM192 161V160H191ZM200 161V160H199ZM151 162H153L154 163V161H151ZM150 162V163H151ZM164 162V161H163ZM162 162V163H163ZM188 162V161H187ZM205 162V161H204ZM207 162V161H206ZM39 163V166H40V162H38ZM70 163V164H69ZM101 163H102V161H101ZM114 163V164H113ZM137 163V162H136ZM183 163V162H182ZM64 164H65V162H64ZM180 164L181 163H179V165L177 164V168H179V166H180ZM35 165V164H34ZM139 165V164H138ZM142 165V164H141ZM153 165V164H152ZM165 165V164H164ZM35 166H37V165H35ZM116 166V165H115ZM146 166V165H145ZM148 166H150L149 164H148ZM166 167V166H165ZM35 168V167H34ZM33 167H32V169H34ZM142 168V167H141ZM147 168V167H146ZM151 168V167H150ZM160 168V167H159ZM137 169H139V168H137ZM144 169V168H143ZM164 169V168H163ZM218 169V168H217ZM149 170H151V169H149ZM20 171V170H19ZM32 171V170H31ZM145 171V170H144ZM155 172V171H154ZM164 172V171H163ZM32 173V172H31ZM33 173H34V171H33ZM112 173V172H111ZM153 173V172H152ZM35 174V173H34ZM154 174V173H153ZM228 174V173H227ZM155 175H157V174H155ZM31 176V175H30ZM29 176V177H30ZM0 177V178H1ZM35 177V176H34ZM114 177V176H113ZM155 177V176H154ZM157 178V177H156ZM155 178V179H156ZM166 178V177H165ZM31 179V178H30ZM33 179V178H32ZM37 179V178H36ZM225 179V178H224ZM18 180H20V179H18ZM38 180V179H37ZM37 180L35 181V183L37 182ZM160 180V179H159ZM243 180V179H242ZM227 181V180H226ZM229 181V180H228ZM39 183H40V181H38ZM155 182V181H154ZM163 182H165V181H163ZM224 182V181H223ZM234 182V181H233ZM244 182V181H243ZM146 183V182H145ZM149 183H150V181H149ZM160 183V182H159ZM227 183V182H226ZM3 183H1V185H2ZM41 184V183H40ZM114 184V185H113ZM148 184V183H147ZM229 184V183H228ZM4 185V184H3ZM20 185H22V180H21V184ZM83 185H87V188H90V186H88V185H92L91 186V188L88 190V191H90V192H88V195H87V198H85L86 196H84V198L85 199H87L86 201H87V203H85L86 201L85 200H83V194H82V189L81 188H84L85 186H83ZM99 185H103V186H99ZM112 185H113V188H112ZM152 185H153V183H152ZM224 185V184H223ZM242 185V184H241ZM37 186H39V184H37ZM83 186V187H82ZM154 186H157V185H154ZM159 186V185H158ZM162 186V185H161ZM161 186L159 187V188H161ZM227 186V185H226ZM34 188V189H33ZM38 188V187H37ZM63 188H69V190L71 191V193L70 194H68V193H66V195H63V194H60V192L62 191V190H64V191H66L65 189H63ZM147 188V187H146ZM149 188V187H148ZM147 188V189H148ZM151 188V187H150ZM149 188V189H150ZM153 188V187H152ZM36 189V190H35ZM62 189V190H61ZM86 189V188H85ZM155 189V188H154ZM153 189V190H154ZM157 189V188H156ZM213 189V188H212ZM225 189V188H224ZM33 190H35L37 193H36V196L35 197H33V195H32V192H33ZM59 190H61L60 192H59ZM80 190H82L81 192H80ZM151 190V189H150ZM159 190V189H158ZM34 191V192H35ZM86 191V190H85ZM187 191V190H186ZM206 191V190H205ZM228 191V190H227ZM66 192H68V190L66 191ZM87 192V191H86ZM140 192V191H139ZM148 193H149V191H147ZM155 192V191H154ZM160 192V191H159ZM188 192V191H187ZM204 192V191H203ZM62 193V192H61ZM64 193V192H63ZM183 193V192H182ZM227 193V192H226ZM1 194V193H0ZM24 194V193H23ZM65 194V193H64ZM114 194V193H113ZM113 194H112V199H113ZM190 194V193H189ZM146 195H148L147 197H146V199H148V198H151L150 196H149V194H146ZM157 195V194H156ZM163 195V194H162ZM145 196V195H144ZM194 196H196V195H194ZM202 196V195H201ZM206 196V195H205ZM210 196V195H209ZM224 196V195H223ZM154 197V196H153ZM30 198V197H29ZM183 198V197H182ZM191 198V197H190ZM196 198V197H195ZM222 198V197H221ZM3 199H4V197H3ZM37 199L35 198V199H32V200H34L35 201V203H36V201H37ZM186 199V198H185ZM5 200V199H4ZM29 200V199H28ZM152 200V199H151ZM190 200V199H189ZM226 200V199H225ZM84 201V202H83ZM112 201V202H111ZM134 201V200H133ZM188 201V200H187ZM38 202V201H37ZM135 202V201H134ZM133 202V203H134ZM222 202H224V200L222 199ZM34 203V202H33ZM126 203V202H125ZM124 203V205H126ZM133 203H132V205H133ZM32 204V203H31ZM137 204H139V203H137ZM221 204V203H220ZM16 205V204H15ZM37 205V204H36ZM140 205H141V203H140ZM145 205H147V204H145ZM144 205V206H145ZM193 205H194V203H193ZM30 206V205H29ZM38 206H39V204H38ZM71 206V207H72ZM120 206H121V204H120ZM127 206H128V204H127ZM142 206H143V204H142ZM156 206V205H155ZM220 206V205H219ZM41 207H37V208H41ZM122 207H123V205H122ZM129 207V206H128ZM181 207V206H180ZM190 207V206H189ZM211 207V206H210ZM222 207V206H221ZM226 207V206H225ZM73 208V207H72ZM74 208H73V210H74ZM148 208V207H147ZM147 208H145V209H147ZM150 208L151 207H149V214L151 213L150 212ZM162 208V207H161ZM213 208V207H212ZM17 209H18V207H17ZM83 210V212L80 214L79 212L80 211H82ZM119 209H120V207H119ZM153 209V208H152ZM183 209V208H182ZM187 209V208H186ZM192 209V208H191ZM200 209V208H199ZM215 209H217V208H215ZM222 210H223V208H221ZM41 210V209H40ZM131 210V209H130ZM162 210V209H161ZM225 210H227V207H226V209ZM224 210V211H225ZM63 211V210H62ZM70 210H66V213H68ZM143 211V210H142ZM146 211V210H145ZM195 211V210H194ZM157 212V211H156ZM218 212H219V210H218ZM65 213V214H66ZM153 213V214H152ZM152 215H154L155 214V212H153L152 211ZM158 213H161V212H158ZM208 213V212H207ZM117 214V213H116ZM148 214V215H149ZM150 214V215H151ZM157 214V213H156ZM182 214V213H181ZM205 214H206V212H205ZM213 214V213H212ZM61 215V214H60ZM63 215V214H62ZM83 215H82V217H83ZM140 215V214H139ZM144 215H147V214H145L144 213ZM147 215V216H148ZM209 215V214H208ZM142 216V215H141ZM159 216H161V214L159 215ZM159 216L158 215H156V221H158V222H160L159 221ZM200 216V215H199ZM220 216V215H219ZM0 217H2L1 215H0ZM4 217V216H3ZM84 217H85V215H84ZM84 217H83V219H84ZM148 217H150V216H148ZM210 217H213V216H210ZM218 217V216H217ZM57 218V217H56ZM66 218H68V217H66ZM142 218L144 219V216H142ZM142 218L140 217V219L142 220ZM204 218V217H203ZM206 218V217H205ZM146 219H147V217H146ZM148 219H150V218H148ZM182 219V218H181ZM209 219V218H208ZM216 219V218H215ZM219 219V218H218ZM61 220V219H60ZM66 220H68V219H66ZM140 220V221H141ZM214 220V219H213ZM222 220V219H221ZM56 221V220H55ZM62 221V220H61ZM60 221V222H61ZM151 221V220H150ZM154 221V220H153ZM153 221H151L152 222V224L154 225L155 223H153ZM52 222V221H51ZM50 222V223H51ZM65 222V221H64ZM63 222V225H65L66 223H64ZM68 222H69V220H68ZM144 222V221H143ZM142 222V223H143ZM148 222V221H147ZM157 222V223H158ZM49 223V224H50ZM62 223V222H61ZM157 223L155 224V225H157ZM49 224H47V225H49ZM54 224H57V223H54ZM60 223H58L57 224V226L59 225ZM68 224V223H67ZM67 224H66V226H67ZM143 224H145V223H143ZM207 224V223H206ZM218 224V223H217ZM62 225V224H61ZM70 225V224H69ZM136 225V224H135ZM160 225V224H159ZM213 225V224H212ZM56 226V227H57ZM65 226V227H66ZM75 226V225H74ZM73 226V227H74ZM80 227H81V225H79ZM83 226V225H82ZM137 226V225H136ZM135 226V227H136ZM150 226V225H149ZM152 226V225H151ZM214 226V225H213ZM216 226H218V225H216ZM215 226V227H216ZM51 227H52V225H51ZM50 227V228H51ZM64 227V228H65ZM84 227V226H83ZM202 227V226H201ZM204 227V226H203ZM223 227H224V225H223ZM226 227V226H225ZM8 228V227H7ZM48 228V227H47ZM49 228V229H50ZM64 228H60V229H64ZM67 228V227H66ZM76 228V227H75ZM134 228V227H133ZM131 229V231L132 230H134V229ZM150 228V227H149ZM227 228V227H226ZM10 228H8V230H9ZM56 229H58V228H56ZM77 229H79V227L77 228ZM83 229V230H82ZM153 229V228H152ZM59 230V229H58ZM74 230V229H73ZM118 230H119V228H118ZM210 230V229H209ZM222 230V229H221ZM56 231V230H55ZM61 231V230H60ZM63 231V230H62ZM135 231V230H134ZM189 231V230H188ZM215 231H216V229H215ZM64 232H65V230H64ZM57 233V232H56ZM117 233H119V231L117 232ZM130 233V232H129ZM132 233H133V231H132ZM191 233V232H190ZM205 233H206V231H205ZM218 233V232H217ZM230 233H231V231H230ZM61 234H62V232H61ZM65 234V233H64ZM51 235V234H50ZM55 235H53V237H54ZM58 236V235H57ZM84 236V235H83ZM16 235H14V234H11L6 240H3L2 238H0V241L3 243V245L1 246V248H0V264H12V260L14 259V257L15 256H17V253L19 252V250H21V247H23L24 245H25V243L23 242L22 244H21V246L19 247L18 245H16V243L14 242L15 240H16ZM52 236H51V238L52 239H54ZM56 237V236H55ZM61 237V236H60ZM60 237H56L57 238V241H58V238L60 239ZM90 237V236H89ZM205 237H207L206 235H205ZM49 238V237H48ZM61 238H63V237H61ZM91 238V237H90ZM132 238V237H131ZM89 239V238H88ZM117 239V238H116ZM122 239V240H123ZM129 239V238H128ZM127 239V240H128ZM207 239V238H206ZM216 239V238H215ZM49 240V239H48ZM61 240V239H60ZM60 240H59V242H60ZM62 240H64V239H62ZM118 240V239H117ZM126 240V241H127ZM49 241H51V240H49ZM130 241V240H129ZM226 241V240H225ZM228 241V240H227ZM59 242L57 243L56 242V245L57 244H59ZM86 242V241H85ZM118 242H121V241H118ZM218 242H219V240H218ZM20 243V242H19ZM55 243V242H54ZM65 243V242H64ZM125 243V242H124ZM128 243V242H127ZM63 244V243H62ZM200 244V243H199ZM65 245V244H64ZM77 245V244H76ZM55 246V245H54ZM53 246V247H54ZM58 246V245H57ZM87 247V246H86ZM130 248V247H129ZM128 248V249H129ZM197 248V247H196ZM127 249V250H128ZM156 249V248H155ZM155 249H153V250H155ZM55 250H56V248H55ZM193 250V249H192ZM197 250V249H196ZM57 251H58V249H57ZM60 252V251H59ZM124 252V251H123ZM122 252V253H123ZM126 252V251H125ZM154 252V251H153ZM156 252H158V251H156ZM202 252V251H201ZM11 253V256L9 257V261H8V263H7V261H6V257L8 258V256H9V254ZM113 253H114V251H113ZM155 253V252H154ZM125 254V253H124ZM126 254H128V253H126ZM150 254H153L152 252L150 253ZM159 254V253H158ZM122 255V254H121ZM120 255V256H121ZM156 255H157V253H156ZM124 256V255H123ZM126 256V255H125ZM122 257V256H121ZM89 259H88V261H89ZM102 260V259H101ZM103 260H105V259H103ZM90 262V261H89ZM100 262V261H99ZM101 263V262H100ZM116 263V262H115ZM158 263V262H157ZM102 264V263H101ZM103 264H105V263H103Z\"/></svg>","mask_w":264,"mask_h":264}]
</instances>
